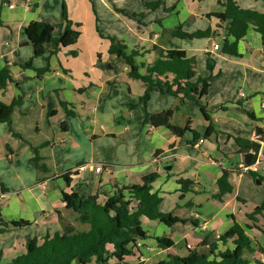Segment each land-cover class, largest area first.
Instances as JSON below:
<instances>
[{"label":"crops","instance_id":"crops-1","mask_svg":"<svg viewBox=\"0 0 264 264\" xmlns=\"http://www.w3.org/2000/svg\"><path fill=\"white\" fill-rule=\"evenodd\" d=\"M206 1L0 0V71L8 68L13 79L6 90H0V101L10 105L20 100L12 127L23 137L13 136L8 124L0 123V194L4 196L0 213L9 226L21 220L30 224L0 234L3 263L23 255L29 239H42L70 226L78 229L73 222L77 215L66 209L63 192L112 195L116 187L140 184L143 177L156 173L152 193L162 199L160 210L186 222L168 227L143 217L147 238L137 242L136 255L127 258L128 264H138L142 255L145 264H157L169 255L186 257L193 250L208 254L202 241H217L236 223L253 241L254 252L245 257L250 264H264V215L258 216V222L247 217L264 202V173L241 172L245 155L235 142L264 136L258 133L264 131V40L250 25L239 42V55L224 54L218 42L226 39V24L207 17L215 12L202 7ZM235 1L242 9L264 13L262 0ZM158 2V8L148 7ZM65 9L73 24L80 25L78 42L54 55V46L46 45V54L36 58L26 27L32 22L51 24L58 38L67 27ZM180 26L189 34L210 29L211 37H173L172 30ZM107 37L144 54L135 59L138 65L155 62V48L183 50L195 58L197 77L208 80L202 103L216 133L205 137L209 123L194 101L181 105L178 98L155 90L142 103L146 84L131 78L125 61L109 53ZM213 43L221 49L214 50ZM30 60L35 69L49 65V71L38 76L35 70L19 66ZM140 73L144 75L146 69ZM64 103L74 117L67 116ZM177 107L172 124L184 127L190 121L197 139L190 131L178 137L166 128L144 126L146 113ZM200 140L204 143L198 146ZM35 149L44 171L32 164ZM258 156L264 158L263 147ZM88 163L102 164V173L94 168L84 174L74 172ZM168 166L171 170L165 169ZM224 172L230 174L233 191L219 199L218 181ZM182 180L193 183L192 191L184 195ZM161 238L170 239L174 247H159ZM218 244L220 251L234 248L232 241Z\"/></svg>","mask_w":264,"mask_h":264},{"label":"trees","instance_id":"trees-1","mask_svg":"<svg viewBox=\"0 0 264 264\" xmlns=\"http://www.w3.org/2000/svg\"><path fill=\"white\" fill-rule=\"evenodd\" d=\"M262 1L264 2V0ZM159 5L158 2L148 7L154 9L158 8ZM221 5L223 6L222 12L208 14L207 17H214L219 22L226 24V39L221 42L224 54L239 55V42L247 35L250 25L256 27L257 32L261 34L264 40V13L242 9L235 0H227ZM63 20L67 27L58 38L54 36V27L51 24L32 22L26 27L25 35L34 49L36 58L46 54V45L54 46L51 53L54 55L62 48L72 47L78 42L81 32L77 28L80 25L73 24L66 9L63 13ZM1 24L3 23L0 22ZM171 33L173 37L190 40L211 37L210 29L189 34L183 32L181 26L172 30ZM100 36L106 38L102 34ZM107 39L111 41L109 53L125 61L130 68L129 75L131 78L141 80L146 84L147 89L140 99L142 103L146 104L151 98V93L155 90L178 98L181 105L186 100L194 101L209 123L205 137L208 138L216 133L215 125L206 113L205 105L201 103L209 89L208 80L197 77L195 58H189L183 50L164 51L155 48L158 52L155 62L150 65L145 63L138 65L135 59L144 54L138 49L129 51L123 43L115 38L107 37ZM19 66L23 69L35 70L38 76L49 71V65L43 69H35L33 60L19 64ZM141 69H146L144 75L140 73ZM208 69L213 70L210 61L208 62ZM12 81L9 69H2L0 71V90H6ZM19 103L20 100H14L12 104L7 105L0 101V123H7L9 132L13 136L23 139L20 134L14 132L12 127V116ZM63 105L68 117L76 115L68 109V104L64 103ZM177 110L180 109L177 107L157 114L146 113L144 126L166 128L178 137H182L190 131L197 139L199 135L191 130L190 121L184 127L172 124L173 116ZM51 114L49 112V115ZM258 133L264 135V131H258ZM235 142L240 153L252 156L251 162L256 160L262 147L264 150V136L257 141L236 138ZM35 151L36 156L32 159V164L37 169L44 171L45 166L40 163L41 158L38 155V149ZM67 174H64V178L69 183ZM158 177V174L153 173L143 177L140 184L116 187L112 195L103 193L85 196L76 192H63L62 200L66 209L75 213L77 221L81 225H88L89 229H76L70 226L63 232L48 234L42 239L37 237L29 239L26 242V252L23 255L9 263H3V256L0 254V264H128L127 258L136 255L137 242L147 238V233L142 226L143 217L150 221H160L168 227L186 222L160 210L162 199L157 194L152 193V185ZM229 177L230 174L224 172L219 179L220 193L217 198L221 199L224 195L232 193L233 187L229 183ZM255 177L262 180L259 176ZM180 183L183 195L192 191L193 183L190 180H182ZM261 215H264V202L247 217L253 222H258V216ZM193 224L197 225L195 221ZM29 225V222L21 220L12 222L9 226L3 222L0 213V234L10 228L17 229ZM261 231L264 234V230ZM230 241L234 244L233 249L219 250L218 242L227 245ZM157 242L159 247L163 249L174 247V242L167 238L157 239ZM252 242L246 230L236 223L230 230L219 236L217 241L211 242L209 238L202 241L203 246L209 247L208 254L193 250L186 257L169 255L166 261L157 264H250L245 255L254 252ZM138 264L145 263L139 262Z\"/></svg>","mask_w":264,"mask_h":264},{"label":"built area","instance_id":"built-area-1","mask_svg":"<svg viewBox=\"0 0 264 264\" xmlns=\"http://www.w3.org/2000/svg\"><path fill=\"white\" fill-rule=\"evenodd\" d=\"M13 7V5L11 6ZM213 49L214 50H220V46L218 43H213ZM242 97H244V94H241ZM204 143V140H200L198 146L202 145ZM94 168L96 173L100 174L102 173L104 166L102 164H99L98 166H96L95 164L92 163H88V164H83L81 166H79L78 168H76V170L74 172L79 173V174H84L86 173L88 170ZM241 172L244 173H254V174H260V173H264V158H260L257 155V158L254 162H251V164H243L241 167ZM4 199V196L2 194H0V201H2ZM195 218H198L197 215H195ZM187 248L189 250H193V247L191 245H187ZM147 251L149 252H153L154 249L153 248H147ZM140 262H145V257L142 255Z\"/></svg>","mask_w":264,"mask_h":264},{"label":"rangeland","instance_id":"rangeland-1","mask_svg":"<svg viewBox=\"0 0 264 264\" xmlns=\"http://www.w3.org/2000/svg\"><path fill=\"white\" fill-rule=\"evenodd\" d=\"M204 6H205L206 9H211L214 12H222L223 11V6L221 4L215 3L213 0L206 1L203 4L202 7H204ZM108 42H109V44H111V41L110 40H108ZM218 43L219 44H222L221 41H219ZM175 123H178V122L175 121ZM76 221H77V219L75 220V218H73V222L76 224V226L78 227V229H85V230L89 229V226L88 225H81L78 221L77 222ZM146 222H150V221H146ZM144 224L146 225L147 223H144ZM191 239L194 240V237L192 236ZM154 254H155V252H154ZM112 262H114V261H112Z\"/></svg>","mask_w":264,"mask_h":264},{"label":"water","instance_id":"water-1","mask_svg":"<svg viewBox=\"0 0 264 264\" xmlns=\"http://www.w3.org/2000/svg\"><path fill=\"white\" fill-rule=\"evenodd\" d=\"M251 160H252V156L250 154L245 155V164H248V165L251 164ZM165 169L166 170H171V166H168ZM197 237L200 238V239L203 238L201 235H197Z\"/></svg>","mask_w":264,"mask_h":264}]
</instances>
